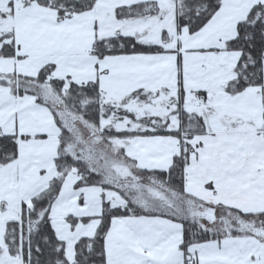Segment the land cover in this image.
<instances>
[{"label": "snow or ice", "instance_id": "obj_1", "mask_svg": "<svg viewBox=\"0 0 264 264\" xmlns=\"http://www.w3.org/2000/svg\"><path fill=\"white\" fill-rule=\"evenodd\" d=\"M0 264H264V0H0Z\"/></svg>", "mask_w": 264, "mask_h": 264}]
</instances>
